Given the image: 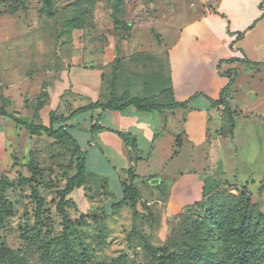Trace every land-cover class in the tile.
Segmentation results:
<instances>
[{"label": "rangeland", "instance_id": "374dc122", "mask_svg": "<svg viewBox=\"0 0 264 264\" xmlns=\"http://www.w3.org/2000/svg\"><path fill=\"white\" fill-rule=\"evenodd\" d=\"M203 2L0 0V48L5 33L12 37L24 32L32 45L46 47L48 56L55 49L75 48L81 58L103 67L105 77L122 67L121 74L129 70L137 80L158 75L167 81L166 48L184 27L205 14ZM74 13L82 20L78 28L68 26ZM47 60L51 61L50 56ZM224 69L223 65L221 70L226 73ZM237 75L238 96L249 104L241 107L236 122L234 117L233 129L223 125L222 138L216 141L210 124L207 142L211 139L212 147L190 148L172 162L170 155L178 147L171 150L162 144L153 164L148 160L135 168L137 196L128 190L134 172L131 164L130 170L114 168L119 156L108 154L101 137L96 138L95 147L88 145L89 134L78 127L73 134L86 151V177L67 196L66 213L75 229L64 240L53 239L63 233L56 204L58 192L76 171L77 155L69 142L45 134L30 135L7 112L18 110L17 101L12 105L8 100V116L0 128V264H11L15 257L24 264H61L64 253L78 264H160L167 255L174 264H231L223 231L213 218L218 211L226 214L227 207L233 218L227 221L237 223L245 215L251 217L256 224L251 248L264 251V69L238 70ZM32 79L35 87L43 75L35 71ZM246 89L257 95H246ZM158 97L161 102L168 100ZM5 98L0 96V105ZM87 115L81 112L77 121L88 125ZM137 155L141 153L133 150L134 162ZM164 163L167 170L179 166L185 171L169 191L166 180L160 186L151 183L157 177L146 180L150 171L159 173ZM200 173L209 174L208 180L215 182L209 198L200 197L201 184L195 179ZM33 188L45 199L39 223L34 216Z\"/></svg>", "mask_w": 264, "mask_h": 264}, {"label": "crops", "instance_id": "0c3cea01", "mask_svg": "<svg viewBox=\"0 0 264 264\" xmlns=\"http://www.w3.org/2000/svg\"><path fill=\"white\" fill-rule=\"evenodd\" d=\"M203 4H208L205 9L209 8L210 12L205 10V14L190 22L179 32L176 41L166 48L167 81L161 80L158 75L137 80L129 70L123 74L122 67L116 70L115 93L118 97L126 91L132 96L153 97L161 89L169 88L174 101L185 102L195 95L193 102L184 107L151 111H139L132 105L123 110L92 108L81 111L88 113V125L77 121L81 112L62 123L73 126L70 129L72 134L78 127L88 133L86 143L91 147H95L96 138L101 137L108 154L120 158L115 161L114 168L119 165L130 170L131 164L134 170L132 182L138 175L135 171L138 163L153 160V164L154 158H159L162 144L167 143L171 150L178 147L170 155L169 162H172L190 148H211L213 141L210 139L207 142L210 124L214 127V139L220 141L223 106L214 107L208 99H217L222 88L233 77L224 95L231 110L236 112L233 123L234 117L236 122L242 108L249 104L247 99L238 96L241 84L238 82V88L234 85L239 79L238 70L252 71L253 67L264 69V0H204ZM25 35L18 32L11 37L5 33L2 36L3 47L0 48V96L4 95L12 105L17 101L18 110H7L13 117L48 126L51 112L58 117H67L76 109L98 99H108L112 73L105 77L107 72L103 67L81 58L75 48L51 51V61L46 63L49 57L46 47L32 45ZM109 53L113 55L112 51ZM107 54L105 57L109 60ZM223 65L226 73L221 70ZM230 70L232 73H228ZM35 71L40 72L43 79L32 87ZM21 84L23 88H20ZM169 90L160 96L169 100ZM245 94L251 97L257 92L246 89ZM97 115H100L97 124L102 130L92 133L90 127ZM4 118L0 116V128L3 121L5 123ZM133 150L141 153L136 156L135 162L131 156ZM235 164L238 167L239 163ZM166 165H162L159 173L150 171L146 180L157 177L156 185L159 186L166 180L165 187L169 191L177 186L176 180L183 179L185 171L179 166L167 170ZM209 176L200 173L195 177L201 184V192L203 182Z\"/></svg>", "mask_w": 264, "mask_h": 264}, {"label": "trees", "instance_id": "16d2710c", "mask_svg": "<svg viewBox=\"0 0 264 264\" xmlns=\"http://www.w3.org/2000/svg\"><path fill=\"white\" fill-rule=\"evenodd\" d=\"M68 26L70 28H78L79 25L77 23L82 22L80 17L74 13V16L68 18ZM232 61V60H230ZM228 73H232L230 70ZM116 70L112 72V76L110 77V89H109V97L106 101H102L100 99L96 100L93 103H90L87 106L81 107L73 111L67 117H58L55 116L54 112L50 113V124L48 126L45 125H37L32 122H28L26 120L15 118L13 120L18 124H22L23 127L28 131L30 135H42L53 138L59 142H69L73 147V152L77 155L76 157V171L73 175L68 177L65 182L64 187L58 192L59 200L56 204L57 213L61 216L63 222V233L53 238L54 240H64L67 238V235L74 231V223L69 218L66 213V207L69 202L67 196L76 188L82 186L86 177V151L82 150L77 140L70 132L73 126H68L66 124H62L67 121L71 117H73L76 113L85 111L92 108H100L101 110H123L126 107L132 105L139 111H151L153 109H161V108H177L184 107L185 105L191 103L193 97H190L185 102H176L172 98L171 90L169 88H163L160 90L157 96L153 97H143L139 95L132 96L129 92H124L121 96H117L115 93V84H116ZM233 81V77L230 78L229 83L222 88L220 95L217 99L212 100L209 99L211 104L214 107H218L220 105L223 106L221 117L223 121V125H230L233 129V116L236 113L231 110L228 102L226 101V96L224 95L225 91L229 88ZM169 90L170 98L167 100V103H163V101L158 100V96H160L164 91ZM161 99H163L160 96ZM165 102V101H164ZM8 100L5 98L2 100L0 105V116L6 117L8 116L5 106L7 105ZM100 120V115L96 116L95 122L91 125L90 131L97 132L102 130L101 126H98L97 122ZM57 122L59 124H54ZM224 133V130L221 129L219 134ZM122 136V134L119 133ZM134 178V173H131L129 182H128V190H132L134 194H138L139 191L132 182ZM215 188V182L212 180H204L202 185L201 198L210 197L213 194V190ZM32 198L35 203V212L34 216L39 223L41 221V217L44 213L45 207V199L39 194L36 188L32 190ZM137 196V195H136ZM234 198V196H232ZM249 200V199H248ZM239 203L243 202V199L238 200ZM247 203V200H246ZM248 204V203H247ZM217 208V207H214ZM229 207L226 209V214L218 211L215 215L213 214L214 220L217 222V225L223 231V241L226 246V251L228 256L231 259V264H264V251L258 252V250H253L251 245L253 244V235L252 232L256 229V224H253L251 217L243 216L237 223L234 221H227L228 218L233 220V218L229 217ZM225 209V208H224ZM6 213H10L8 208H6ZM253 224V225H252ZM29 233L26 234L28 236ZM49 246V245H47ZM152 249V248H151ZM153 250V249H152ZM156 252H160L159 249L155 250ZM162 257L163 254H162ZM161 259V258H160ZM61 264H78V260L74 259L70 256L69 253H64L60 257ZM11 264H24L21 258L15 257L12 259ZM160 264H174L173 259L170 258L169 255L165 256Z\"/></svg>", "mask_w": 264, "mask_h": 264}, {"label": "water", "instance_id": "95a60500", "mask_svg": "<svg viewBox=\"0 0 264 264\" xmlns=\"http://www.w3.org/2000/svg\"><path fill=\"white\" fill-rule=\"evenodd\" d=\"M151 183H152V184H157V183H158V179H153V180L151 181Z\"/></svg>", "mask_w": 264, "mask_h": 264}, {"label": "built area", "instance_id": "2783aa9c", "mask_svg": "<svg viewBox=\"0 0 264 264\" xmlns=\"http://www.w3.org/2000/svg\"><path fill=\"white\" fill-rule=\"evenodd\" d=\"M205 5L208 7V4H205ZM206 12H210V9L207 8V9H206Z\"/></svg>", "mask_w": 264, "mask_h": 264}]
</instances>
